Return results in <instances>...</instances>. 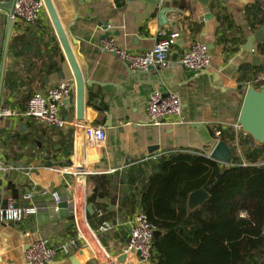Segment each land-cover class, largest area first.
<instances>
[{"label": "crops", "instance_id": "0c3cea01", "mask_svg": "<svg viewBox=\"0 0 264 264\" xmlns=\"http://www.w3.org/2000/svg\"><path fill=\"white\" fill-rule=\"evenodd\" d=\"M52 2L63 28L74 38L72 51L83 79L92 85L85 87L81 122L76 120L74 94L72 103L59 106L63 128L44 129L22 119L19 115L32 95L72 83L73 76L45 10L37 23L54 36L59 48L55 69L48 70L50 38L34 25L37 41L32 50L19 57L10 51L16 32L29 28L14 25L5 54L8 17L0 9V110L15 113L0 118V207L12 201L36 209L20 222H0V264H26L25 251L35 241L57 247L72 238L77 249L68 256L56 255L53 264H153L127 251L132 222L141 211L142 181L160 157L172 152L209 156L215 127L245 137L234 126L251 85L240 84L239 68L264 69V41L253 38L252 50H247L248 38L264 26V0ZM173 32L179 38L162 68L132 73L100 48L103 40H114L120 49L143 54L164 38L162 33ZM105 34L109 37L102 39ZM195 42L206 45L211 55L210 68L201 73L179 63ZM153 91L179 97L180 124L149 122L145 108ZM91 127L104 128L103 144L87 137ZM26 193L30 198L23 200ZM54 193L68 204L66 211L57 209ZM103 221L111 226L106 233L99 232ZM76 225L88 244L78 237Z\"/></svg>", "mask_w": 264, "mask_h": 264}, {"label": "trees", "instance_id": "16d2710c", "mask_svg": "<svg viewBox=\"0 0 264 264\" xmlns=\"http://www.w3.org/2000/svg\"><path fill=\"white\" fill-rule=\"evenodd\" d=\"M33 28L50 38L52 71L59 54L55 38L38 23ZM36 41L31 26L24 28L16 32L10 51L22 56ZM260 73L263 67L241 66L239 82L258 88L262 84L254 78ZM235 138L230 128L221 131L220 141L232 150L229 166L203 154L176 151L160 157L142 181L140 209L153 231L161 233L152 242L153 264H264V147L247 136L237 137L238 156ZM200 189L208 200L188 209L189 194Z\"/></svg>", "mask_w": 264, "mask_h": 264}, {"label": "built area", "instance_id": "2783aa9c", "mask_svg": "<svg viewBox=\"0 0 264 264\" xmlns=\"http://www.w3.org/2000/svg\"><path fill=\"white\" fill-rule=\"evenodd\" d=\"M81 1L91 2L95 0ZM44 10L45 7L41 0H15L13 12L10 15L7 14V17L8 20L13 21L16 27H19L18 25L30 27L40 20ZM162 34L164 38L143 54H132L120 49L114 40H103L100 48L102 51L113 54L118 61L125 63L128 66V70L132 73L150 68H162L166 66L168 53L179 38L178 33L174 32L169 35ZM179 63L189 71L201 73L210 68L211 55L206 45L195 42L180 57ZM254 83L264 85V77H257ZM73 94L74 84L66 82L49 89L46 93H35L28 100L26 110L19 116L24 120L33 121L44 129L63 128L66 123L59 117V106L61 103L70 102ZM145 111L152 125H160L166 120H170V123L174 125L181 123L178 119L181 117L182 105L176 94L168 93L163 95L158 91H153L148 97ZM14 114L7 109L0 110V118L14 116ZM234 129L236 132H241L238 124L234 126ZM221 131V128L215 127L213 129L214 144L220 141ZM87 137L94 144L101 145L106 139L105 130L102 127H91L87 130ZM234 145L235 148H238L237 136ZM242 165H247V163L242 160ZM52 197L56 204L60 203L61 200L57 194H52ZM29 198L28 193L23 195V200H28ZM35 213L36 209L33 207H18L14 202L10 201L5 206L0 207V222H20L30 215H35ZM98 214L101 216V212H98ZM110 227V223L103 221L100 224L99 232L106 233L110 230ZM76 229L78 237L84 240V236L81 235L84 234L82 228L76 225ZM153 232L146 216L140 211L132 222L127 251L136 253L141 262L152 263ZM86 235L92 239L95 236L87 228ZM85 238L88 241L86 236ZM84 242L88 244L85 240ZM76 249L77 242L74 238L58 244L57 247L51 245L48 241L39 240L33 242L26 249L24 259L26 264H53L56 255L68 256Z\"/></svg>", "mask_w": 264, "mask_h": 264}, {"label": "water", "instance_id": "95a60500", "mask_svg": "<svg viewBox=\"0 0 264 264\" xmlns=\"http://www.w3.org/2000/svg\"><path fill=\"white\" fill-rule=\"evenodd\" d=\"M41 1L45 7L46 14L48 16L58 44L72 72V83L74 84L75 88L74 106L76 111V120L78 122H81L83 120L85 108V87L91 86L92 83L86 82L83 79V76L72 51L71 45L75 44L74 38L71 36L70 29L65 30L63 28L54 8L52 0ZM0 2H4L5 4H7L8 0H0ZM14 2L15 0H12L10 4L0 6V9H3L4 11H6L7 14L10 15L13 12ZM13 27V21L8 20L5 40V54ZM107 37H109V34H105L102 39H106ZM253 38H256L260 43L264 41V26L261 27L259 31H255L254 34L250 38H248L247 44L249 47L247 50H252L251 41L253 40ZM1 86L2 74L0 78V92ZM69 103H72V100ZM237 124L240 127L241 132L245 136L251 138L255 145L259 147H264V85H261L258 88H247L242 102ZM208 157L214 160L215 162L221 164L222 166H229L232 162V150L225 142L219 141L214 145ZM208 197V194L202 189L190 193L187 200L188 209L192 210L198 206L203 205L208 200ZM56 207L59 211H66L68 208V204L63 201L58 203ZM160 236V232H153L154 240H157Z\"/></svg>", "mask_w": 264, "mask_h": 264}, {"label": "rangeland", "instance_id": "374dc122", "mask_svg": "<svg viewBox=\"0 0 264 264\" xmlns=\"http://www.w3.org/2000/svg\"><path fill=\"white\" fill-rule=\"evenodd\" d=\"M236 150H237V155L239 156L240 154H238V153H239V151H240V153H241V150L239 149V147L236 148Z\"/></svg>", "mask_w": 264, "mask_h": 264}]
</instances>
